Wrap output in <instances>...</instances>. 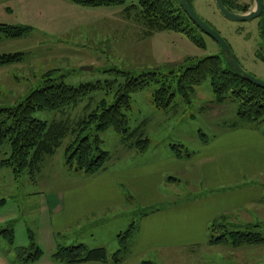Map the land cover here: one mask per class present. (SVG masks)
Wrapping results in <instances>:
<instances>
[{
    "label": "rangeland",
    "instance_id": "rangeland-1",
    "mask_svg": "<svg viewBox=\"0 0 264 264\" xmlns=\"http://www.w3.org/2000/svg\"><path fill=\"white\" fill-rule=\"evenodd\" d=\"M188 1L198 18L227 42L241 68L264 82V31L260 21H232L219 11L215 0ZM225 1L235 15L244 14V8L254 3L253 0ZM136 3L137 0H130L125 6L93 8L69 0H0V24L32 29L22 39L0 41V55H25L23 63L0 69V109L16 107L33 91L45 87L47 80L80 87L112 81L115 71L130 73L134 78L152 73L167 76L172 70L178 71L188 58L201 61L214 56L221 57L227 68L221 46L188 19L186 25L195 30L202 46L181 33L152 32L139 19L138 9L126 12L128 6ZM178 3L181 0H177L180 8ZM172 85L176 89V84ZM157 88L152 84L132 97V108L127 112L129 136L113 129L100 134L102 150L110 157L104 171L96 175L65 166L64 152L74 137L72 134L53 155L43 158L34 177L28 171L16 177L12 168L3 167L1 162L9 157L10 149L8 144L0 149V201H5L0 207V231L14 232L13 243L0 237L1 264H59L53 261V254L60 248L79 245L89 250L105 249L111 259L120 250L118 236L133 224L139 225L141 212L162 207H141L135 192L146 186L154 200L165 199L163 205L202 197L207 193L203 173L209 177L204 161L210 153L221 151L219 144L222 146L224 141H218L234 129L264 132V123L243 125L237 117L235 103L218 104L210 80L195 88L190 104L177 95L167 110L154 106L153 94ZM104 98L106 94L99 91L76 108L38 111L34 118L48 124L67 123L75 129L87 117L89 108ZM141 136L150 143L145 153H139L136 144ZM235 144L231 142L230 146ZM246 147L250 148L251 144ZM234 158L232 164L236 166L239 156ZM142 166H151L160 174L164 170L165 176H152L140 183L129 180L130 171ZM261 177L264 178V172ZM259 179L258 176L250 182L254 185ZM135 183L142 187L132 188ZM81 189L118 192L120 200L125 198L127 204L99 212L101 204L86 198L82 202L83 210L96 214L66 221L68 195ZM89 196L93 197L90 193ZM109 200L117 201L116 197ZM248 215L252 217L248 220L264 223V211L260 214L251 209ZM229 223L230 231H258L264 237V224L251 227L233 218ZM190 233L195 240L202 239L198 228ZM137 241L134 235L121 255L123 264H264V245L233 249L202 242L193 247L153 249L141 257L138 254L149 248L150 240L140 248ZM38 251L43 253L38 261H27Z\"/></svg>",
    "mask_w": 264,
    "mask_h": 264
},
{
    "label": "trees",
    "instance_id": "trees-1",
    "mask_svg": "<svg viewBox=\"0 0 264 264\" xmlns=\"http://www.w3.org/2000/svg\"><path fill=\"white\" fill-rule=\"evenodd\" d=\"M69 1L78 6L97 8L125 6L130 0ZM178 4L180 8L177 7V0H137L136 4L128 6L125 10L130 13L138 9L139 19L152 32L181 33L193 43L202 46L197 40L195 30L185 23L186 19L190 23L192 21L185 13L182 4ZM249 11L250 7H245L243 13ZM262 29L264 31V23ZM31 31L29 27L0 24V41L22 39ZM24 61L25 55L22 53L0 55V69ZM225 62L227 68L221 57L214 56L201 61L188 58L178 67V71L172 70L167 76L152 73L134 78L130 73L115 71V79L112 81L89 83L80 87H70L63 82L54 83L53 80H47L45 87L33 91L16 107L0 109V149L6 144L10 149L9 157L3 160L1 165L12 168L16 177H20L26 171L34 177L43 158L53 155L62 146V141L72 134L74 137L64 152L65 166L88 175L98 174L103 171L110 157L109 153L102 150L100 134L113 129L119 134L129 136L127 112L132 108V97L152 84L158 86L153 94L154 106L158 110H167L177 95H181L190 104L195 88L204 81L210 80L217 103H235L237 117L243 125L263 124L264 89L247 81L228 63L227 59ZM47 75L50 76L51 73ZM172 84H176V89L173 90ZM99 91L104 92L107 98L99 101L94 108H89L87 117L80 121L75 129L67 123L48 124L34 118V114L38 111L76 108ZM136 144L139 153H145L150 143L141 136ZM180 154L178 151V156ZM4 204L5 201H0V207ZM160 210L161 208L151 207L142 211L141 216ZM231 218H233L231 214H226L211 222L208 228V245L229 246L233 249L264 245V237L260 232L235 229L230 231ZM136 231L137 225L133 224L128 231L118 236L120 250L111 259L105 249L89 250L84 245H79L60 248L53 254V261L59 264L93 262L121 264V255L127 251ZM0 237L13 243L14 232L11 229L0 231ZM42 254L38 251L35 255L29 256L30 259L27 261L30 263L38 261Z\"/></svg>",
    "mask_w": 264,
    "mask_h": 264
},
{
    "label": "crops",
    "instance_id": "crops-1",
    "mask_svg": "<svg viewBox=\"0 0 264 264\" xmlns=\"http://www.w3.org/2000/svg\"><path fill=\"white\" fill-rule=\"evenodd\" d=\"M231 133L218 141V143L224 141L222 146L219 144L221 151L217 150L210 153L204 161L209 177H206L203 173V187L207 193L202 197L187 199L181 203L163 205L165 199L160 197L154 200V197L151 196L152 191L146 190V186L142 187L139 183L156 175L162 178V175L165 176L164 170L160 174L153 170L151 166H142L130 171L129 180L132 182L139 181L132 188L142 187L139 192L134 191L135 196L139 199L140 206H162L160 211L143 216L140 219L135 233L138 240L136 246L138 248L142 245L147 246L148 239L150 242L149 248L139 253V256L149 254L153 249L163 251L186 246H198L202 242L207 244V232L211 222L226 214H231L233 221L246 223L247 226L257 227L264 224H256V221L248 220L249 218L252 219L248 215L251 209L260 214L264 211V190L262 188L264 178L261 177L262 172H264V135L251 129H234ZM231 142H236V144L231 147ZM250 144L251 147L247 148L246 145ZM230 151L233 152L230 153ZM236 155L239 156V159L235 166L232 162ZM232 157L233 159H231ZM258 176L260 179L257 184L253 185L250 182L251 179H258ZM89 193L93 197H90ZM119 195L118 192L87 189H81L78 193L71 192L68 195L69 198H67L64 219L74 222L76 218L78 220L81 217L96 214L89 213L92 210L87 212L86 209L83 210L82 202L86 201V198L94 199L95 204H101L99 212L117 208L113 206L123 207L127 203L125 198L120 200ZM113 197H116L117 201L111 202L109 200ZM79 201L81 203H78ZM86 207H90V205ZM194 228L199 229L201 240H195L190 233ZM139 251L141 252V250Z\"/></svg>",
    "mask_w": 264,
    "mask_h": 264
},
{
    "label": "water",
    "instance_id": "water-1",
    "mask_svg": "<svg viewBox=\"0 0 264 264\" xmlns=\"http://www.w3.org/2000/svg\"><path fill=\"white\" fill-rule=\"evenodd\" d=\"M255 8L253 11L247 13V14H242V15H235L231 13L225 3V0H215L217 7L219 11L228 19L236 22H248L252 20H256L259 17H261L262 12H263V2L262 0H253ZM182 6L185 10V13L187 16L190 18L192 23L198 27L203 33H205L207 36L212 38L215 42H217L222 50L224 51L225 57L228 61V63L241 75L243 76L247 81L250 83L254 84L255 86L264 89V82H261L245 72L241 66L238 64L236 61L233 52L230 48V46L227 44V42L213 29H211L209 26H207L204 22H202L196 13L194 12L193 8L189 4L188 0H181ZM84 71H93L92 68H83Z\"/></svg>",
    "mask_w": 264,
    "mask_h": 264
},
{
    "label": "flooded vegetation",
    "instance_id": "flooded-vegetation-1",
    "mask_svg": "<svg viewBox=\"0 0 264 264\" xmlns=\"http://www.w3.org/2000/svg\"><path fill=\"white\" fill-rule=\"evenodd\" d=\"M262 2H263V1H262ZM254 8H255V5H254V3H253L252 7H250V11H249V12L253 11ZM256 20H259V21H260V25H262V24L264 23V3H263V12H262V15H261V17H259V18L256 19Z\"/></svg>",
    "mask_w": 264,
    "mask_h": 264
}]
</instances>
